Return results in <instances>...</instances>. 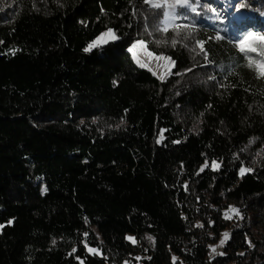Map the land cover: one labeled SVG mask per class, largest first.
I'll list each match as a JSON object with an SVG mask.
<instances>
[{"label":"trees","instance_id":"trees-1","mask_svg":"<svg viewBox=\"0 0 264 264\" xmlns=\"http://www.w3.org/2000/svg\"><path fill=\"white\" fill-rule=\"evenodd\" d=\"M0 7V264H264V55L236 43L263 33L264 0L231 20L199 0L167 32L143 0ZM140 40L175 62L166 80Z\"/></svg>","mask_w":264,"mask_h":264},{"label":"snow or ice","instance_id":"snow-or-ice-1","mask_svg":"<svg viewBox=\"0 0 264 264\" xmlns=\"http://www.w3.org/2000/svg\"><path fill=\"white\" fill-rule=\"evenodd\" d=\"M143 3L146 5H149L152 8H156V9H164L163 12V23L165 25V27L162 29L164 32L168 31L169 27H172L173 29H194V25L189 24V23H177L178 20H187L188 19V15L187 12L183 13V14H177V7H181L184 8L188 11H190L191 13H194L196 15H199V11H198V5H199V0H143ZM4 9L2 7H0V11H3ZM209 11H212V9H209ZM177 36L180 35V32L177 31ZM103 35H109L110 39L115 41L118 40L119 37H117L114 33V31L112 29H108L107 33L103 34ZM191 35V32H188L183 38L185 40L188 39V36ZM224 37L221 36L219 33H216L214 37H208V40H215V41H221L223 40ZM258 41L261 45L260 48L257 47H253L252 43ZM107 42V41H105ZM172 46L175 47L177 44V40L173 39L172 40ZM237 46L238 49L241 53H244L246 51L248 52H260L261 55H264V33H258L256 31H250L247 32L242 38L237 40ZM196 44L198 45L200 52L204 53L205 58L207 59V57L209 56V50L205 47L206 41L205 40H200L197 39L196 40ZM187 46V45H185ZM137 47H142L145 48V50L147 49V45L146 42L144 41H136L134 43L131 44L130 47H128V51L130 53L133 54V59H136V54H135V49ZM93 48V44H89L88 47H86L84 49L85 52H89L91 51V49ZM193 51H195V48L192 49ZM147 55L149 57L153 56L154 53L151 51H147ZM156 59H163L165 61H168L169 64H174V61H172L171 57H167V56H156ZM136 62L138 64H140V61L138 59H136ZM250 63H254V61H250ZM141 67H145L144 64H140ZM221 69H223V65L220 66ZM258 69L261 72L262 75H264V63H261L260 65H258ZM170 70V69H169ZM189 71H191V69H189ZM162 78V77H161ZM238 213V210H234ZM85 235H87V233H85ZM224 236L227 237L228 233H224ZM129 239H132L131 237ZM149 239L151 240L152 237H149ZM221 243H223V241H221ZM75 251V249H74ZM90 252L95 253L96 250L95 249H89ZM173 259L175 260V257H173Z\"/></svg>","mask_w":264,"mask_h":264},{"label":"rangeland","instance_id":"rangeland-1","mask_svg":"<svg viewBox=\"0 0 264 264\" xmlns=\"http://www.w3.org/2000/svg\"><path fill=\"white\" fill-rule=\"evenodd\" d=\"M207 1V0H206ZM215 1V0H214ZM218 1L217 3H219L218 5V8H219V13L224 16L225 19L227 20H231L232 19V14H230V12L232 11V8H229L230 10L228 11L227 7H231L235 2L236 0H216ZM208 2V1H207ZM224 4V5H223ZM224 6V8H223ZM181 7H177L176 11H177V14H178V10L180 9ZM241 23V22H239ZM171 28V27H169ZM264 28H262L261 30H263ZM108 31V30H107ZM107 31H105L104 33H102L92 44H93V48L91 49L94 50L96 48H100V47H103L105 45H108L110 43H115L117 42L118 40H111L110 39V36L109 35H103L105 33H107ZM115 35L118 37V35L116 34V32L114 31ZM107 41V42H105ZM142 41V40H140ZM147 51H150L147 47V49L145 50V48H142V47H137L135 49V54H136V59H138L140 61V64H144L145 67H141L140 64H138L136 62V59H134L135 63L141 67V68H144V69H147V70H150L153 74H155V76L164 81L166 80L173 72L174 68H175V62L174 64H169L168 61H165L163 59H156V56H160V55H157V54H154L153 56L149 57L147 55ZM132 54V53H131ZM133 56V54H132ZM165 56V55H163ZM168 57V56H167ZM172 59V58H171ZM173 61V60H172ZM170 69V70H169ZM162 77V78H161ZM232 217V216H231ZM225 233H228V236L225 237L224 236V233L222 234V237L220 238V240L218 242H216L215 244H212L210 246V254H209V257L210 259H213L217 256H220V255H223L224 253V245H225V242L226 240L230 237V232H225ZM132 238V239H129L130 241H134V238L132 236H129L128 238ZM221 241H223V243H221Z\"/></svg>","mask_w":264,"mask_h":264},{"label":"bare ground","instance_id":"bare-ground-1","mask_svg":"<svg viewBox=\"0 0 264 264\" xmlns=\"http://www.w3.org/2000/svg\"><path fill=\"white\" fill-rule=\"evenodd\" d=\"M216 1V0H215ZM224 5V4H223ZM223 8H224V6H223Z\"/></svg>","mask_w":264,"mask_h":264}]
</instances>
